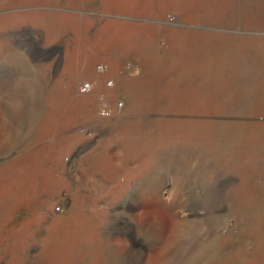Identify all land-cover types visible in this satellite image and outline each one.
Wrapping results in <instances>:
<instances>
[{
  "label": "rangeland",
  "instance_id": "rangeland-1",
  "mask_svg": "<svg viewBox=\"0 0 264 264\" xmlns=\"http://www.w3.org/2000/svg\"><path fill=\"white\" fill-rule=\"evenodd\" d=\"M0 264H264V0H0Z\"/></svg>",
  "mask_w": 264,
  "mask_h": 264
},
{
  "label": "built area",
  "instance_id": "built-area-1",
  "mask_svg": "<svg viewBox=\"0 0 264 264\" xmlns=\"http://www.w3.org/2000/svg\"><path fill=\"white\" fill-rule=\"evenodd\" d=\"M89 87H90V84H87V85L84 86V89L86 90Z\"/></svg>",
  "mask_w": 264,
  "mask_h": 264
}]
</instances>
